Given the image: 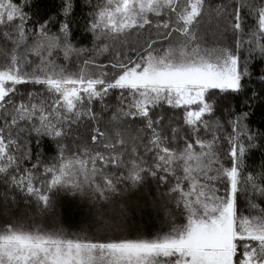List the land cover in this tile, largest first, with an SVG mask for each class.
I'll return each instance as SVG.
<instances>
[{
	"label": "snow or ice",
	"instance_id": "snow-or-ice-1",
	"mask_svg": "<svg viewBox=\"0 0 264 264\" xmlns=\"http://www.w3.org/2000/svg\"><path fill=\"white\" fill-rule=\"evenodd\" d=\"M75 5L61 0L57 20L30 26L38 0H0V264H264V171H242L264 148V130L250 127L264 99V0H83L91 48L72 42ZM212 19L226 22L231 45L205 38ZM113 93L102 121L94 105L108 112ZM236 97L241 109L221 107ZM148 176L170 184L182 222L154 238L125 235L127 208L109 193ZM17 191L53 221L58 194L80 196L99 232L24 227L4 215Z\"/></svg>",
	"mask_w": 264,
	"mask_h": 264
},
{
	"label": "trees",
	"instance_id": "trees-1",
	"mask_svg": "<svg viewBox=\"0 0 264 264\" xmlns=\"http://www.w3.org/2000/svg\"><path fill=\"white\" fill-rule=\"evenodd\" d=\"M219 2V0H214ZM230 2V0H225ZM61 0H38V7L32 9V13L35 15L30 21V26L35 25L36 21H43L48 17H51L54 21L58 19L59 5ZM74 16L72 18V42L77 47L91 48L93 41L89 35L85 32V23L88 19L89 13L83 7V0H76L74 6ZM30 13V15L32 14ZM250 23V21H248ZM226 22H217L212 19L210 22L206 21L202 25V32H206V39L212 41L213 39L220 40L221 42L231 45L233 43V37L231 33L224 32V25ZM53 31H56V27L53 25ZM135 40V37L132 38ZM166 43V42H165ZM247 56V52H244ZM82 59V57L80 58ZM101 61H106L105 56L99 57ZM63 63V61H60ZM77 58H73V61L69 62L68 67L73 68L77 63ZM257 69L260 65H256ZM22 89L29 88L31 86L22 85ZM262 86L253 81L249 84V88H255L257 91ZM109 105V111L103 112L101 105L97 103L94 105L95 111L100 114L102 121H106L111 114L112 109L117 105L116 94L110 95L106 101ZM221 107L227 108L231 105L233 110L241 109L243 102L241 97L235 99H221L219 101ZM252 116L250 117V127L254 130H264V99L257 102V105L252 109ZM226 115V113H225ZM176 123L179 124V117H176ZM137 125L139 122H136ZM222 137L218 142V151L225 165L228 164L227 150L230 147L227 140L223 137L226 132H220ZM131 143V141H129ZM33 147H35L33 145ZM42 158L48 160L52 158L55 153L52 150L51 142H44L41 149ZM32 162H35L34 160ZM150 163V161H149ZM114 172H119V169H113ZM242 171L244 174L256 175L264 171V148L256 147L249 151L244 158L242 165ZM115 179V177H114ZM170 184L163 183L157 178L150 176L146 177L142 185L133 187L126 182H122L118 185L119 192L113 196L109 193L110 198L121 208H127V212L119 217L117 223L121 225V231L125 235H132L143 238H154L155 235L167 232L173 222H182V217L179 215V210L175 208L174 202L166 195ZM223 188V186H222ZM0 191H3V186L0 185ZM15 206L9 211L4 212V215H10L20 221L24 227H28L32 223H38L44 227H48L52 223H57L62 226L69 235H89L98 233L99 229L94 219V214L89 212V207L86 201L80 196H74L71 193H60L57 195L58 213L57 218L53 221L50 217L40 215L32 204H26L27 197L20 193L14 192ZM251 195V193H249ZM2 199V197H0ZM257 202L264 206V201L257 197ZM240 203L244 205V195L240 196ZM0 211H3V206L0 205Z\"/></svg>",
	"mask_w": 264,
	"mask_h": 264
}]
</instances>
